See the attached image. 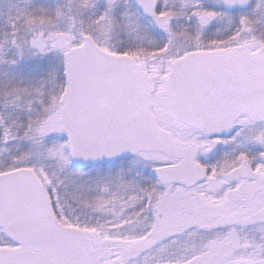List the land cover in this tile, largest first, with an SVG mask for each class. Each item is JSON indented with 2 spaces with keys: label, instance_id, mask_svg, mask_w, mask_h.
Returning a JSON list of instances; mask_svg holds the SVG:
<instances>
[{
  "label": "rangeland",
  "instance_id": "374dc122",
  "mask_svg": "<svg viewBox=\"0 0 264 264\" xmlns=\"http://www.w3.org/2000/svg\"><path fill=\"white\" fill-rule=\"evenodd\" d=\"M157 1L166 14L163 32L155 30L151 22L145 23L141 16L138 18L129 0H0V127L10 126V137L2 138L1 145L6 148L0 149V173L32 163L50 189L57 186L56 181L61 182V192L57 190L67 215L92 217L98 225L115 224L117 232L139 233L134 239L112 240L109 248L104 246L91 257L90 264L99 258L107 260L110 255L115 263L130 264L129 252L138 250L137 264H189L195 255L202 258L197 264L223 263L222 253L216 261L212 255L227 247V241L232 242L231 252L245 248V258H255L264 247V225H260L259 218L264 217V179L263 175L260 177L264 174V121L247 125L248 120L255 119L241 117L239 124L246 127L227 142V149L217 158L218 172L238 164L241 158L251 167L253 161L248 158L255 157L262 159V171L254 172L250 179L244 178L249 180L228 184L216 177L207 179L213 193L209 195L203 185L184 190L172 182L160 184L151 178L152 167L179 161L160 152H139L85 172L69 168L66 139L60 128L61 66L63 71V55L80 42L84 33L98 43L103 40L117 48L125 40L126 47H133L132 53L143 51L132 56L137 60L145 57L142 64L159 86L152 93L158 124L181 141L194 142L196 131L175 125L167 114L163 87L164 73L171 64L168 59L204 47L214 51L240 44L249 47L264 39V0H251L248 8L239 12L221 8L220 0ZM230 33L233 37L227 41L226 34ZM211 36L218 39L207 41ZM146 43L154 46L147 49L149 54L162 56L160 63L156 58H147L146 50L140 49ZM5 45L15 48L12 58L4 57L1 47ZM149 60L155 62L154 66ZM6 64L15 71H7ZM23 67L28 73L21 71ZM240 140H246L248 145H243L246 141L238 143ZM234 156L240 159L231 163ZM228 198L248 206V212L238 210L230 216L231 224L220 220L214 227L217 220L213 221L212 210ZM123 215L130 216L123 221L119 218ZM221 222L231 225L235 236L219 235ZM197 226L202 229L194 230V234L188 231ZM242 231L244 236L238 233ZM167 235L161 243L159 239Z\"/></svg>",
  "mask_w": 264,
  "mask_h": 264
},
{
  "label": "water",
  "instance_id": "95a60500",
  "mask_svg": "<svg viewBox=\"0 0 264 264\" xmlns=\"http://www.w3.org/2000/svg\"><path fill=\"white\" fill-rule=\"evenodd\" d=\"M222 1L226 7L242 5ZM137 3L155 18L153 0ZM63 58L60 122L75 166L85 168L138 151H161L182 157L176 165L153 169L161 182L189 186L199 179L195 146L174 139L157 124L151 111L153 85L141 64L130 56L108 53L89 36ZM165 94L174 123L208 136L228 134L243 113L264 119V48L186 56L172 65ZM239 174H251L246 164L229 175ZM0 226L14 241L33 244L23 251L0 249V264H84L93 252L82 230L57 226L48 195L31 169L0 174Z\"/></svg>",
  "mask_w": 264,
  "mask_h": 264
},
{
  "label": "flooded vegetation",
  "instance_id": "af4514ba",
  "mask_svg": "<svg viewBox=\"0 0 264 264\" xmlns=\"http://www.w3.org/2000/svg\"><path fill=\"white\" fill-rule=\"evenodd\" d=\"M248 3L249 4H247V7L246 8H237V9H232L230 11L239 12V11H241V9H247L248 6L251 3V0H249ZM135 4H136V1H135ZM156 12H157V14H163V12H164V10H162L159 7V4H158V1L157 0H156ZM162 16H164V20H166L165 19L166 14L164 13ZM148 19L150 20V18H148V17L146 19L143 17V20L145 21V23L146 22L147 23L148 22H151V24H153L152 21L151 20L149 21ZM164 20H163V26L161 28V30H162L161 32L164 31V26L166 25V22ZM153 27H155V26L153 25ZM211 33H213V32H211ZM190 35H192V34H190ZM217 35H219V34H217ZM219 36H221V35H219ZM226 36H227V41H229L230 40L229 36H232V33L226 34ZM215 38L216 37L211 36V37H209L207 39V41H211V40H213ZM216 39H218V38H216ZM240 45H235V47L236 46H240ZM151 47H154V46L146 43L140 49L146 50L145 53L148 55L147 58H149V59L154 58V56L155 57H162V56H159V54H155V55L151 54L150 55L149 53H147V49L149 50V49H151ZM224 48H226V47H224ZM231 48L229 46L228 48H226V50H223V51H214V50H211L210 47H204V50H191V52L189 51L188 53H185L184 55L189 54V53H192V52L224 53V52L228 51ZM132 49H133V47H132ZM181 57H177V56H175V58L174 57H172V58L170 57L171 60L169 58L168 61L170 63H172V62L180 59ZM244 116L247 117V116H250V115H242V116H239L236 119L234 130H233V132L231 133L230 136H228V137L215 136L213 138H210V140L213 142L212 146H210L208 144L209 138L204 137L201 133L195 132V134L197 135V137H196L197 138L196 144H198V146H199V149H198V152H197V155H196V161L199 162V163H201L202 165H204L206 174H205V179L203 181L196 183L192 187H194L196 185H203L204 188H205L206 194L209 195V194H213V193H211L212 190L209 189L208 183L206 182L207 179H212V177H214V179L218 178L221 182L226 181L225 184H228V182L229 183L235 182V181H238L239 179L249 180L251 178V177H245V178H249V179H244L243 177H241V178H237V179L231 180V181L226 180V177H225L226 172H228L230 169L238 166V164L240 165V163L243 160H245V158H241L240 159V158H238V156H234V158L232 159L231 163L233 161H236V160H239V159H240L239 161H241V162H239L236 165L234 164L233 166L229 167L227 170H224L223 172L220 171V172H216L214 175H211V167H212V165H214L216 167V169H218V165L220 163H219V161H218L217 158L221 156V152H224V149H227V148H225V145L227 144V142L228 141H231V140H234L235 139V136L238 135V132H240L244 127H246L245 124L244 125L243 124L242 125L239 124L240 118L241 117H244ZM252 117L255 120H252V121L251 120H248L247 121V125L250 124V123H254V122H263L264 121V120H260V119H258L256 117H254V116H251L250 118H252ZM258 125L259 124H257V126ZM245 141L246 140H240V141H238V143L243 144ZM243 145H248V142L246 141ZM211 147H213V149L210 150ZM248 160H249V162L250 161H253L250 164L253 167V169L255 171V174L259 173L260 171L258 169L259 168L258 165L259 164H262V159H260L259 157H255L253 160H250L249 158H248ZM21 167H31V166L21 165L19 167H15L14 169L21 168ZM9 170H13V169H9ZM5 171L6 170H4V172ZM261 175H263V179H264V174H260V177H261ZM227 186H229V185H227ZM192 187H190V188H192ZM185 189H188V188H184V190ZM225 194H227V191L225 192ZM250 196L251 195H249V197ZM240 203H241L240 201L231 200L229 198L227 200L218 202V205L216 206V209L212 210L213 221L217 220L214 223L215 224L214 227H217L219 225L220 220H224L225 223H229V221L233 217V216L232 217H230V216L233 215L238 210H240L239 213L248 212L247 211L248 206H246L245 204L240 205ZM236 208H239V209H236ZM129 216L123 215V216H120L119 218L122 219L123 221H125ZM227 217H229V218H227ZM82 218H84V217H81V219ZM259 218H260V225L263 226L264 225V221L262 219H264V217L263 218L262 217H259ZM229 224H231V223H229ZM106 226H107V228H112L113 227L112 225H106ZM137 226H138V224H137ZM220 227H221V229H220L221 234H219V235H221L222 237L226 238V236L227 237L228 236L229 237L235 236L234 230L231 228V225L230 226L229 225H223V223H222V224H220ZM222 227H224V229L227 230V231H225ZM244 229H246V228L244 227L242 230H244ZM238 233L243 234V236H244L245 231L238 232ZM111 234H112V232H111ZM138 234L139 233H137V232L133 233V232H123V231H118V232L115 233V235L118 236L120 239H128L129 237H131L130 239H134V238H136V237H134V235H138ZM104 235L105 236H110L108 234V231L102 232V233L93 231L92 233H89V237H90V240L92 241V245H93L95 251L86 258L85 264H90L91 257L93 255H95V254H99L98 253L99 250H101V249L104 250L105 249L104 246H108L107 248H109L112 245V242H111L112 239L109 238V237H105ZM167 236H169V235H167ZM132 237H134V238H132ZM0 238L3 239V241L0 243V248H10V249H15V250H23V249H27V248H30L31 247V244H28L26 242H24V243L23 242L22 243L12 242L10 240V238L4 234V231L1 228H0ZM101 238L104 239L103 242L100 241ZM164 238H166V236H162V238L159 239V240H163ZM261 244H262V242H261ZM227 245H228L227 247L222 248L219 252L218 251H215L213 253V255H212V258L216 261V259L218 258L217 257L218 254L220 255V253H222V261H223V263L220 261V263H212V264H234V262L235 263H238V264H258V262H260V261H263L262 264H264V247L262 248L261 252L257 255V257H255V258L252 257L251 258V257H248L247 256V258H245V254L247 255V253L244 254L243 252L246 251L247 249L240 248L239 247V248H237L235 250V253H234V251L231 252V250H230V247L232 246V242L227 241ZM242 249H244V250H242ZM258 249H261V246ZM130 253H132V254H130ZM126 254H128V252ZM138 254H139V250L136 251V252H134V253L133 252H129V255H131V258L127 260V263L131 262L130 264H137L136 259H137ZM200 257H201V255H200ZM200 257H199V259L201 260L202 258H200ZM259 258H260V260L258 261ZM112 259L113 258L110 255V257L107 260H105L103 258H99V260H97L96 262H94L92 264H103V263L104 264H118V263H115V262L111 261ZM183 261L184 260H182V262ZM181 264H183V263H181ZM185 264H187V263H185Z\"/></svg>",
  "mask_w": 264,
  "mask_h": 264
},
{
  "label": "trees",
  "instance_id": "16d2710c",
  "mask_svg": "<svg viewBox=\"0 0 264 264\" xmlns=\"http://www.w3.org/2000/svg\"><path fill=\"white\" fill-rule=\"evenodd\" d=\"M2 48V50H3V48H4V50H5V56L4 57H6V58H8V56H9V58H12L13 57V54H14V52L13 51H15V48H13V47H9V46H3V47H1ZM7 60V59H6ZM6 69H7V71H10V72H12V71H15V70H10V67H8L7 66V64H6ZM22 72H24V73H28V71H26V68H24L23 67V69L21 70ZM61 72H62V66H61ZM14 74H16V72L14 73ZM104 166V165H103ZM85 171H87V169L86 170H84V172ZM59 192H61V189H59ZM58 192V193H59Z\"/></svg>",
  "mask_w": 264,
  "mask_h": 264
}]
</instances>
